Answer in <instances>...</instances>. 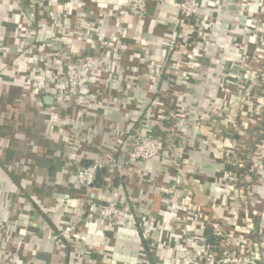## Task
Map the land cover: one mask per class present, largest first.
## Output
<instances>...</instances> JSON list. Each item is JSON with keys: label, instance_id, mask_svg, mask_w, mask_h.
I'll return each mask as SVG.
<instances>
[{"label": "crops", "instance_id": "crops-1", "mask_svg": "<svg viewBox=\"0 0 264 264\" xmlns=\"http://www.w3.org/2000/svg\"><path fill=\"white\" fill-rule=\"evenodd\" d=\"M82 1L84 3L69 4L65 9L96 21L97 30L105 37L114 34L116 17L122 18L127 47L119 60H115L111 53L105 57L104 64L111 72L108 77H111L113 87L106 91L105 101L84 106L81 112L84 122L76 120L80 119L78 109L67 107L70 126L63 129L51 115L53 110L57 111L56 107L52 102L44 104L43 101L34 105L40 107L38 113L42 127L37 132L39 137L19 140L16 129L12 133L5 132L7 128L0 121V238L13 236L19 228L31 233L27 241L37 244L29 251L22 250L20 256L23 260L19 264H184L178 251L157 248L155 241L152 243L144 237L133 219L114 225L96 222L81 226L79 234L82 238L63 247L52 238L58 227L70 217L71 197L80 201V191L75 193L70 186V172L81 161L72 154L70 141L80 135L88 145H99L100 157L107 159L106 153L114 145L132 147L133 141L127 134L133 135L134 131L150 129L151 126L162 129L168 117L167 125L173 130L171 147L166 144L159 158L133 165L128 175L133 184L120 178L110 189L92 188L89 194L93 203L99 205L108 197L121 201L127 215L139 211L136 220L143 215L150 219L148 222L153 220L156 223L152 232L155 239H167L174 245L185 238L182 235L183 221L176 217L183 212L177 210V204L207 207L212 209L214 216L222 211L236 213L239 207L237 195L222 183V176L233 169L231 161L237 155L236 148L254 147L262 138V132L252 124L246 128L240 126L250 117L247 103L239 100L236 94L224 93L220 84L233 69L245 70L240 67V61L251 55L254 47V36L249 27L251 16L264 6V0H201L200 10L190 27L184 25L182 31L179 28L176 32L174 4L177 0L149 3L147 18L141 26L132 14H120L123 0ZM55 8L48 2L43 6L45 13L50 9L57 11ZM18 16L17 2L0 0V71L25 67L24 55L21 57L17 51L28 48L31 39L27 36L21 41L23 29L18 24ZM47 21L43 14L37 15L35 26L43 30L40 36L51 30ZM192 23L199 27L204 25L206 36L197 39L195 48L183 45L184 40L180 46L190 58L187 83L181 87L177 85L183 94L177 104L174 98L172 102L164 98L159 101L149 89L151 78L156 77L155 70L160 64L168 62L167 55H175L167 48L171 38L192 29ZM73 46L76 53L81 54H92L97 49L95 39L87 34V27L78 29ZM143 54L148 58L147 64L143 61ZM174 67L169 62L165 65L164 80L159 81L163 83L162 88L166 83L181 79L176 76ZM106 77L107 74L102 73L99 78ZM6 78L9 77L3 76L4 80H1L2 88H6ZM11 80L17 84L16 78L10 77L9 82ZM24 82V79L18 81L21 86ZM118 85L121 89L117 88ZM92 86L93 83L89 82L84 91H90ZM24 97L9 96L5 100L17 102L23 110L28 100L34 102ZM21 98L26 99V103ZM164 101L173 113L172 118L164 111ZM136 104L141 105L140 111L135 110ZM149 108L152 112H148ZM236 124L240 131L235 129ZM160 132V129H154L155 134ZM122 133L124 139L119 137ZM177 157L182 166L180 184L175 183L171 160ZM37 174L41 182L34 183L29 177ZM76 206L79 208L78 203ZM42 211L49 221L42 218ZM188 232L196 237L193 231ZM203 233L205 236L209 234L207 229Z\"/></svg>", "mask_w": 264, "mask_h": 264}, {"label": "built area", "instance_id": "built-area-1", "mask_svg": "<svg viewBox=\"0 0 264 264\" xmlns=\"http://www.w3.org/2000/svg\"><path fill=\"white\" fill-rule=\"evenodd\" d=\"M10 1L17 2L19 5L18 24L23 29L21 41L25 40L27 36V39H31L28 48L17 51L21 57L24 55L22 58L25 61V67H19L21 71L17 72L20 73L22 79L28 82L27 85L32 84V96L36 101L42 103L44 95L51 97V102L57 110L56 112L53 110L51 115L54 116V120L57 119L60 122L63 129H69L70 126V117L66 112L67 107L78 109L80 119L76 120L84 122L81 115L84 106L89 103L96 105L97 101H105L106 91H111L113 87L110 82L111 77H108L111 72L104 64V60L108 53H111L115 60H119L127 47L124 41L126 28L125 23H122V18L116 17L114 34L105 37V35H100L97 30L96 21L75 11L65 9L69 4L73 6V4L84 3L82 0ZM162 1L123 0L120 14H132L138 26H141L144 19L147 18L149 3ZM47 2L54 4L57 11L50 9L46 12V16L43 6ZM200 3L201 0H177L175 2L177 10L175 32L179 28L182 31L181 27L186 24L190 27L191 21L200 10ZM39 14L48 18L47 24L51 28V30H47L45 36H40L43 30L40 26L39 28L38 25L35 26ZM251 17L249 27L254 36V47L252 54L246 55L245 60L240 61L242 63L240 67L245 70L233 69L223 77L225 79L220 84V90L224 93L229 96L236 94L239 100H244L247 103L250 117L247 118L246 123H241L240 126L246 128L252 124L262 132V138L254 147L236 148L237 155L231 161L233 169L225 172L222 176V183H226L230 191L237 195L239 204L237 212L226 214L222 211L220 215L214 216L212 209H207V207L177 204V210L183 212L176 217L183 221L182 235L185 238L175 245L167 239H155L152 236V232L156 229V223L153 220L148 222L150 219L141 215V219L133 222L144 237H147L152 243L156 242L157 248L178 251L184 264H264V6L253 13ZM86 27L87 34L95 39L97 49L92 54L76 53L73 46L74 38L78 35V29ZM196 27V36L200 39L204 38L206 27L204 25ZM188 38L187 32H182L178 37H172L167 47L175 54L167 55V61L169 64L175 65L173 68L175 74L181 76V79L166 83V86L162 88L163 83H159V81L164 80V68L168 62L160 64L155 70L156 77L151 78L149 89L155 98L159 97V101L164 98L167 102H172V98H174L177 104V100L183 94L177 85L181 87L187 83L190 58L187 53H183L180 46L184 40L185 44L183 45L187 44L189 49L193 48V42ZM136 42L139 43V40L137 39ZM142 58L147 64L148 58L145 54ZM237 65L239 66L238 63ZM102 73L107 74L105 79L99 78ZM112 79L114 80L113 77ZM89 82H92L93 86L90 91L85 92L84 88ZM116 82L118 83V81ZM117 88L121 89L119 85ZM118 89L116 91H119ZM163 103L164 111L169 113V118H172L173 113L167 109L166 102ZM160 104L162 105V102ZM141 108L140 104L135 105V110L140 111ZM149 110L152 112L151 108L148 109V112ZM169 120L168 117L164 120L163 127L160 129L161 134H155L151 129L136 130L133 135L127 134L133 141L132 147L128 149L124 145H114L107 151V159L100 157L99 145H88L86 139H82L80 135L70 141L74 157L79 162L85 160L91 162L85 166L81 162L76 163L72 168L70 186L73 189H80L81 195L79 202L71 197V202H69L70 217L68 220H64L52 235V238L58 241L61 247L80 239L79 228L81 226L96 224V222L114 225L130 221L121 201L108 200L94 206L89 191L95 187L96 173L100 169H105V176L102 178L105 184L101 186L103 189L112 188L115 175H119L124 182L126 180L129 184H133L131 183L132 179L128 176L133 165L140 161L149 162L157 159L161 156L166 144L171 147L173 130L167 125ZM128 129L135 128L128 127ZM235 129L240 131L238 124ZM123 136L124 133L119 136L120 139H124ZM237 144L241 146L238 142ZM116 151H118L117 157L115 156ZM165 158L169 160L168 157L165 156ZM171 160L174 163L175 183L180 184L178 179L183 177L181 163L178 157ZM77 203L79 208L76 206ZM258 206L261 207L258 208ZM206 229L209 232L208 236L203 233ZM188 231H193L196 237H193ZM28 234L31 235L27 229L19 228L13 236L0 238V263L23 260L20 256L22 250L29 251L37 244L27 241Z\"/></svg>", "mask_w": 264, "mask_h": 264}, {"label": "rangeland", "instance_id": "rangeland-1", "mask_svg": "<svg viewBox=\"0 0 264 264\" xmlns=\"http://www.w3.org/2000/svg\"><path fill=\"white\" fill-rule=\"evenodd\" d=\"M2 66V64H1ZM3 67V66H2ZM16 71H21L20 69H5L3 68V70L0 71V121L1 123H3V125L7 128V130H5V132L10 131V133H12L13 129H16V133L19 134V137H16L19 140H25V141H29L31 138H35L36 136L39 137V134L37 133L38 131H40V128L42 127L41 122H39L40 120V113H38L39 108L38 107H34V105H36V102L38 103V101H36L35 97L32 96L33 94V86L30 83V86L27 85L28 82L25 81L23 83V85L21 86L18 81L21 78L20 75L17 74ZM15 73V75H14ZM4 74V75H3ZM3 76H7V77H12L13 79H17L16 83H13V80H11L9 82V78H6V88L5 86H3L2 88V83L1 80L3 79ZM20 76V78H18ZM16 95H22L26 97V99H31L32 101L34 100V102H30V100H28V102L26 103V99L21 98L26 104V108H23V110L19 107L18 104H16L14 101L12 100H5V97L11 96L14 98V96ZM24 105V104H23ZM21 111V113H20ZM36 111V114H35ZM39 122V123H37ZM2 131V128L0 127V132ZM15 133H13L14 135ZM21 134V135H20ZM14 138V136H13ZM15 139V138H14ZM14 139H12L14 141ZM47 142V141H46ZM27 171H29V167L26 168ZM25 168H23V173H25ZM70 174L72 175V171L70 172ZM30 179H33L34 183L36 182H41L39 180L40 176L39 174H37L34 177H29ZM30 183V182H28ZM50 186H52L51 184H49ZM78 193V191L80 189H73ZM79 195V194H78ZM76 196V195H75ZM74 197V196H73Z\"/></svg>", "mask_w": 264, "mask_h": 264}, {"label": "trees", "instance_id": "trees-1", "mask_svg": "<svg viewBox=\"0 0 264 264\" xmlns=\"http://www.w3.org/2000/svg\"><path fill=\"white\" fill-rule=\"evenodd\" d=\"M195 19V18H194ZM193 19V20H194ZM192 22V21H191ZM187 25V24H186ZM192 25H193V27H192V29H189L188 31H185V32H188L187 33V35H188V39H189V41H192L193 42V44H192V46H195L196 44H197V39H198V37L196 36V32H197V27H196V25H194L193 23H192ZM187 28V27H186ZM150 129H153L152 130V132H154V129H161V128H158V127H156V126H151L150 127ZM90 160H85V161H81V164L83 165V166H85V165H87V164H90ZM105 169H100V170H98V172L96 173V175H97V177H96V180H95V186H98V187H101L103 184H105V182L102 180V178H103V176H105ZM120 179V177H119V175H115V177H114V179H113V183H114V185H116L117 184V181ZM104 201H100V203H103V202H106V201H108V200H112V199H110L109 197L108 198H106V199H103ZM95 204V203H94ZM96 205V204H95ZM97 206V205H96ZM138 213H139V211H137V212H135V211H132V214H128L129 216H130V220L131 219H133L134 221H136V218H135V216L136 215H138ZM41 216H42V218L44 219V220H48V217H47V215L44 213V211H42L41 212ZM132 220V221H133ZM49 221V220H48ZM11 264H19L18 263V261L16 260H12L11 262H10Z\"/></svg>", "mask_w": 264, "mask_h": 264}, {"label": "water", "instance_id": "water-1", "mask_svg": "<svg viewBox=\"0 0 264 264\" xmlns=\"http://www.w3.org/2000/svg\"><path fill=\"white\" fill-rule=\"evenodd\" d=\"M51 100H52L51 97L48 96V95H44L42 97V101H43L44 104H50L51 103Z\"/></svg>", "mask_w": 264, "mask_h": 264}]
</instances>
